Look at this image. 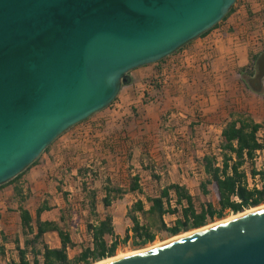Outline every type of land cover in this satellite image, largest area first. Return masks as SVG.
Masks as SVG:
<instances>
[{"label":"water","instance_id":"1","mask_svg":"<svg viewBox=\"0 0 264 264\" xmlns=\"http://www.w3.org/2000/svg\"><path fill=\"white\" fill-rule=\"evenodd\" d=\"M235 1L0 0V185ZM254 67L247 85L259 93L264 51ZM109 264H264V209Z\"/></svg>","mask_w":264,"mask_h":264},{"label":"crops","instance_id":"2","mask_svg":"<svg viewBox=\"0 0 264 264\" xmlns=\"http://www.w3.org/2000/svg\"><path fill=\"white\" fill-rule=\"evenodd\" d=\"M234 13L235 11L230 16ZM227 20L229 18H226L222 24ZM222 24L221 27H224ZM219 26L206 35L194 39L189 45L169 55L170 57L161 62L140 66L129 71L126 74L127 82L121 85L112 104L65 131L43 153L36 164L24 172L19 181L25 196V201L21 204L29 211L34 229L36 209L41 205H46L47 209L40 213L39 220L58 223L63 230L69 233L72 242L77 246L79 244L74 240L72 231L81 229L82 216L85 232L90 240L87 224L96 226L106 215H109L118 247L122 244L121 240L126 233L129 236L132 235V223L127 212L136 200H141L144 209L147 210L149 203L146 202V197L158 196L159 191L170 184L184 187L192 198L197 193L202 195L199 191V184L204 180L202 158L204 155L214 154L219 161L218 153L215 154L211 150L212 142L216 139L219 144L221 131L230 120L229 114L221 119H215V116L220 113V106L225 98L226 89H228L224 76L230 73L238 77L237 69L245 66L249 61L248 53L243 51L244 48L237 46L233 48L228 40L216 39L217 33L215 32L219 30ZM177 54L182 60L177 58ZM234 60L236 68L232 67ZM209 68L210 72L217 75L219 81L209 80V76H206L209 71L205 72ZM151 79H155V83L152 88H148L146 83ZM200 100L205 102L203 106L200 105L202 102ZM198 107L203 111V115L210 114V124L205 126L204 130L200 127L197 129V122L201 120L197 113ZM187 127L193 129L194 132L187 133ZM260 131L257 133V138L260 136ZM71 148L92 153L96 156L95 160L98 164L104 162L109 171L118 173L122 177L115 181L109 177L101 183L100 187L103 186L101 187L103 189L95 191L97 203L94 215L85 213L87 211L86 199L83 193L79 194L80 178L74 177V174H79V169L84 168L79 167L75 172L71 171L68 174L72 175L75 180L74 190L77 200L75 209L79 210V213L76 212L78 216L75 215V217L68 218L66 214L70 206V195L67 192L71 189L67 183L62 181L63 177L55 181L40 177L43 173L41 171L43 163L50 162L61 152L67 155L66 151ZM147 152L149 154L161 153L168 159L172 156L170 163L165 164L167 168L176 170V172L170 175L169 181L163 185L160 181L152 180V189L149 193L144 192L140 179L137 184L141 193L131 191L129 190L130 178L135 174L130 172L132 169H135L136 173L143 170L145 162L141 156ZM190 152L203 153L201 158L197 156V160L192 163L199 171L197 175L185 173L183 168L188 163L174 159L176 155ZM69 160V157L66 160L62 157L60 164L64 163L63 166L68 167ZM72 160L75 161L76 156L72 157ZM247 167L249 165L245 163L243 169L248 178ZM61 168L60 171L62 169L66 171L65 168ZM64 178L67 180V175H64ZM191 181L195 183V186L190 189L187 184ZM106 186L116 188L118 192L110 194V205L105 209L101 200L107 195ZM174 197V193L170 191L171 203H174ZM18 204L13 185L0 189V246L4 249V254L0 255V264H8L11 260L17 262L16 247L24 248L25 246L27 236L22 233ZM185 205L182 201V206ZM204 205L205 203L201 204V206ZM177 208L179 209L180 206ZM194 208L198 212L195 206ZM100 209L104 213H100ZM135 215L140 224L148 223L147 214L143 216L135 213ZM61 216L64 217L63 222L59 221ZM76 217L78 222L75 225L73 221ZM180 217V213L165 214L162 219L166 226H172ZM119 231L123 232L122 235L118 233ZM111 240L115 238H107L108 242ZM43 242L49 248L60 247V240L54 231L46 232L43 235ZM129 242L131 239L127 243ZM28 259H30L29 256Z\"/></svg>","mask_w":264,"mask_h":264},{"label":"trees","instance_id":"3","mask_svg":"<svg viewBox=\"0 0 264 264\" xmlns=\"http://www.w3.org/2000/svg\"><path fill=\"white\" fill-rule=\"evenodd\" d=\"M234 4L220 22L224 21L234 11ZM220 22L199 37L206 35L212 29L216 28ZM184 46L174 53L181 50ZM260 53L250 57L253 62H255ZM237 73L244 84L248 86L247 81L248 77L253 74L252 69L248 70V67H242L237 70ZM229 117L230 120L225 124L220 134L218 144L219 161L218 157L214 154L204 155L202 158L204 180L199 184V191L203 196H207L212 192L216 199L217 207L207 202L196 212L193 198L184 187L176 184L167 185L159 191L158 196L146 197V202L149 203L147 210L144 209V204L141 200H136L132 204L127 212V216L132 223V235L129 236L126 233L121 240L122 244H126L131 239L130 243L132 246L143 247L152 243L157 233L161 231L169 236H174L190 229L205 226L208 220L213 221L215 218L221 219L227 210L236 214L248 208L264 204V170L256 171L252 163L254 152L262 148L264 144V139L260 143L257 138V133L262 126L250 116L242 113H230ZM51 145L52 143L42 153L46 152ZM42 153L21 173L0 185V189L7 185H13V192L19 202L18 210L22 233L27 236L24 242V248L16 247L17 262L11 260L8 264H92L96 261L114 256L118 241L114 235L112 220L109 215H106L96 226L87 224V231L91 239L86 245L79 244L76 246L72 242L69 233L63 230L58 223L40 221L39 215L43 210L47 209L46 205H41L36 209L35 229L33 228L32 217L29 211L21 204L25 201V196L23 195L19 181L24 172L36 164ZM245 163L249 165V177L252 180L255 176L258 177V186H256L257 183L252 181L253 185L249 187L248 178L243 169ZM150 167L146 166L143 168L152 173ZM86 172L85 169L78 170L79 175H83ZM152 178L157 181L160 179L157 175H152ZM130 179L129 190L141 193V189L137 184L139 176L133 175ZM82 191L85 193V205H87L89 213L94 215L96 213L97 203L96 192L89 190L86 182H82ZM170 191L175 195L174 203H171ZM106 192L107 195L101 200L105 209L110 205V194L112 192L117 193L118 191L116 188L106 186ZM182 201L185 202V206H182ZM177 206H180V208L178 209ZM135 213H140L143 216L147 214L149 218L148 223L146 225L140 224ZM175 213H180L181 217L172 226H166L162 216ZM59 221L63 222L64 217L61 216ZM74 224L76 225V223ZM49 231L57 233L60 240V247L49 248L43 242V235ZM107 238H115V240L108 242ZM68 249H76L73 257H69ZM1 254H4L2 246H0ZM28 256L30 259H28Z\"/></svg>","mask_w":264,"mask_h":264},{"label":"rangeland","instance_id":"4","mask_svg":"<svg viewBox=\"0 0 264 264\" xmlns=\"http://www.w3.org/2000/svg\"><path fill=\"white\" fill-rule=\"evenodd\" d=\"M234 11H235L234 15L233 16L229 15L230 17H227V18H229V20H227L224 24H222L220 22L222 25H224V27H221L218 31H216L215 33H217V34L215 36H217L216 39L220 38V40H223V41L228 40L229 44H231V47H233V48H235L236 46L240 47V48L241 47L244 48L243 51L248 53V60L249 61L243 67H248V70L252 69L253 74H254V70H255L254 63L255 62H253L250 57L257 54V53L264 51V0H236V3L234 4ZM192 41H190V43ZM190 43H188L187 45H189ZM228 55H229V53H228ZM168 57H170V56H168ZM177 58L179 60H182L179 58L178 54H177ZM233 62H234V65L232 64V67L236 68L235 67L236 61L234 60ZM231 63L232 62H230V64ZM240 68H242V67H240ZM205 72L206 73L208 72L206 74V76L207 75L209 76L210 81L211 80L212 81H217V80L219 81V78L217 77V75H214L212 72H210V68ZM253 74L249 77H252ZM201 80H202V78H201ZM224 82H227L226 86L228 87V89H226L225 98H223V101L221 103L220 113L218 114V116H215V119H218V118L221 119L230 113H242L244 115H248L254 121L261 124L262 127L260 129L261 131L259 134L260 135L259 138L264 139V85H262V90L259 93H256L244 84V82L241 80L240 76H238V77L232 76L230 73H228L226 76H224ZM200 101H202V100H200ZM189 103H191V101ZM204 104H205V102L202 101L200 105L203 106ZM197 113H198L199 119H201L199 122H197V129H199V127H200L201 130H204V129H206L205 126L210 124L209 123L210 114H207L209 116L203 115L202 114L203 111L199 107H198ZM206 113H208V112H206ZM95 114H97V113H95ZM212 115H214V114H212ZM74 126H72L71 128H73ZM71 128H69V129H71ZM186 132L187 133H189V132L193 133L194 130L187 127ZM77 136H78V134H77ZM57 139H55L52 142V144ZM78 140L81 141L82 138H78ZM212 143H213V145L211 147V150L215 154H217L218 153V150H217L218 142L216 139H214ZM66 153H67V155H65L63 152H61V154L60 153L58 154V157H55L50 162L48 161L46 164L43 163L42 167H41V171L43 173L40 177H41V179H44V178H46L47 180L52 179V181H55L59 177H63L62 181L67 183L70 186L71 191L67 190L68 195H70V206H69L68 210L66 211V214L69 218L70 216L75 217L76 212L79 213V210L76 211V209H75V206L77 204L76 193L74 190L75 180L73 179L72 175H68L71 171L75 172L76 169H78L79 167L86 169L87 172L84 173L83 175L74 174L75 175L74 177L77 176L80 178L79 194L82 195V193H83L84 196H85V193L82 191V182L87 183V187L89 190L98 191V190L103 189V188H101L103 186L100 187V185L102 182L104 183V181L106 179H108L109 177H111L112 181H115V179L120 180L122 177H120L118 175V173H114L112 171H109L108 166L105 165L104 162H102V163L100 162L98 164V161L95 160L96 156H94L90 152H82L78 148H71L70 150L66 151ZM42 155H43V153H42ZM202 155H203V153H201V152L198 154H194L192 152L182 153L180 155L174 156V159L179 160L183 163H186V162L188 163V165L185 168H183V171L185 173H188L190 175H197L199 171L197 170V167H195L192 163H194L197 160V158H196L197 156L201 158ZM74 156H76L75 161L72 160V157H74ZM62 157L63 158L65 157V160L67 157L70 158V160L68 162L70 165H68V167H64L63 166L64 163L60 164V160L62 159ZM141 158L145 162L144 167L151 166L150 168L152 169V173L149 172L148 170H145L144 168H143V170L138 171V173H136L135 169H132V171L130 173H133V174L139 176L141 187L143 188L145 193H149L152 189L151 188V186L153 184L152 180H154L152 178V175H157L160 178L158 181H160V183H162V185H163V184L167 183V181H169L170 175H172L174 172H176V170L167 168L166 164H165V163H170L169 161H171L173 159L172 156H170V158L168 159V158H165V155H163L161 153L149 154L147 152V153L143 154L141 156ZM61 167L65 168L66 171L63 170ZM60 168L62 169L61 171H60ZM247 172H249V167H247ZM64 175H67V180L64 178ZM248 177H249V175H248ZM248 179H249V187H251L253 185V182L251 181L250 177ZM62 181H61V183H62ZM187 185L191 189L192 187L195 186V183L193 181H191ZM207 202L213 203L215 205V207H217V202H216V199H215L214 194L212 192L209 193L207 196H203V195H200L198 193L194 194L193 203H194V206L196 207V209L198 211L200 209L201 204H204ZM81 208L83 209L84 207L81 205ZM78 209H79V207H78ZM86 209H87V211L85 213H89L88 207H86ZM100 213H104V212H102L100 209ZM232 214L233 213H231L230 211L227 210L224 212L223 218L230 216ZM76 216H78V215H76ZM82 218H83V216H82ZM82 218H81V225H83V226L81 227V229L73 230L72 236H73L74 240L77 241L76 243L86 245L89 242V237H88V234L85 232V227L83 224L84 222L82 221L83 220ZM223 218H221V219H223ZM217 220H220V219L215 218L213 221L208 220L207 224L214 222V221H217ZM77 222H78V219L76 217V219L73 221V224L74 223L77 224ZM167 222H169V219H167ZM190 230H192V229H190ZM118 233H121V235H122L123 232L119 231ZM170 237L171 236H169L165 232L161 231V232L157 233V236L152 243L147 244L143 247H134L131 245L130 242L127 244H120L116 248L115 255L120 253V252L146 248V247H148L154 243L164 241ZM74 253H76V249H70L68 251L69 257H73Z\"/></svg>","mask_w":264,"mask_h":264},{"label":"bare ground","instance_id":"5","mask_svg":"<svg viewBox=\"0 0 264 264\" xmlns=\"http://www.w3.org/2000/svg\"><path fill=\"white\" fill-rule=\"evenodd\" d=\"M263 209H264V204H260V205L255 206V207L248 208V209H246V210H244L242 212L227 216V217H225L223 219L208 223L205 226H202V227H199V228H195V229H192V230H188L186 232H182V233H179L177 235L171 236L170 238H168V239H166L164 241L154 243V244H152V245H150V246H148L146 248L120 252V253H118V254H116L114 256L107 257L105 259L96 261V262H94L92 264H109V263H112L114 261H117V260H120V259H123V258H127V257H130V256L138 255V254H141V253H146V252L152 251V250H154V249H156L158 247L166 245V244H168L170 242H173V241H175L177 239L194 235L196 233H199V232L208 230L210 228L219 226V225L224 224L226 222H230L232 220L248 216L249 214H252L254 212H257V211H260V210H263Z\"/></svg>","mask_w":264,"mask_h":264},{"label":"built area","instance_id":"6","mask_svg":"<svg viewBox=\"0 0 264 264\" xmlns=\"http://www.w3.org/2000/svg\"><path fill=\"white\" fill-rule=\"evenodd\" d=\"M223 23V21L221 22ZM221 23L218 25L220 29L221 27ZM154 83H155V79H151V80H148L146 85L148 88H152L154 86ZM262 85H264V78H263V81H262ZM259 139V142L262 143V139L258 138ZM252 163H253V167L256 169V171H259V170H264V144L262 146V148L256 150L254 152V156L252 158ZM249 178V177H248ZM248 181V185H249V179L247 180ZM251 181L257 183L256 186H258L259 184V179L257 176H255V178Z\"/></svg>","mask_w":264,"mask_h":264},{"label":"flooded vegetation","instance_id":"7","mask_svg":"<svg viewBox=\"0 0 264 264\" xmlns=\"http://www.w3.org/2000/svg\"><path fill=\"white\" fill-rule=\"evenodd\" d=\"M249 78H250V77H249ZM249 78H248V79H249Z\"/></svg>","mask_w":264,"mask_h":264}]
</instances>
